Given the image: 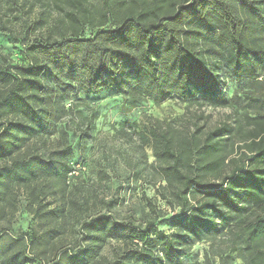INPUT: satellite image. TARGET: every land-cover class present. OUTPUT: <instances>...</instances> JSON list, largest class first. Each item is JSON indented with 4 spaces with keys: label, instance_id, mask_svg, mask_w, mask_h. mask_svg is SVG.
Returning a JSON list of instances; mask_svg holds the SVG:
<instances>
[{
    "label": "trees",
    "instance_id": "1",
    "mask_svg": "<svg viewBox=\"0 0 264 264\" xmlns=\"http://www.w3.org/2000/svg\"><path fill=\"white\" fill-rule=\"evenodd\" d=\"M63 1L70 9L24 45L26 65L11 68L0 54V184L25 191L38 221L0 250V264L35 261L27 246L44 242L53 245V264H187L196 244L214 248L219 240L244 264H264V116L249 121L237 146L215 131L199 145L174 143L168 131L152 128L162 199L179 213L173 230L158 227L166 213L149 199V220L98 213L67 245L57 239L76 201L70 197L69 206L70 149L42 152L33 142L36 124L45 123L46 139L58 133L56 124L70 112L65 100L80 92L116 88L135 102L177 96L226 103L219 62L238 82L264 75V0H107L94 9L87 0ZM86 29L89 37L82 36ZM210 258L207 251L204 262L192 264H214Z\"/></svg>",
    "mask_w": 264,
    "mask_h": 264
},
{
    "label": "rangeland",
    "instance_id": "2",
    "mask_svg": "<svg viewBox=\"0 0 264 264\" xmlns=\"http://www.w3.org/2000/svg\"><path fill=\"white\" fill-rule=\"evenodd\" d=\"M105 3L107 0H87L88 7L93 9ZM69 6L63 0H0V54L7 56V66L26 65L22 54L26 42L39 38L47 27H54L57 15L70 9ZM41 19H44L42 23ZM112 26L109 22L105 27ZM90 35L89 29L82 34ZM218 67L225 82L226 103L215 105L177 96L160 104L151 100L135 102L112 88L98 95L80 92L65 100L70 112L56 124L58 133L50 139L45 137V123L36 124L34 146L42 152L59 146L68 153L69 148V160L75 170L68 179L69 198L76 200L74 218L70 216L58 241L67 245L81 238V222L98 213L118 220H149V199L159 212L166 213L157 221L158 227L167 233L173 230L171 220L179 213L162 199L161 163L149 139L152 128L168 131L174 143L197 140L200 145L209 132L215 131L225 143L231 141L237 146L251 130L249 121L264 116L263 72L255 81L238 82L230 77L224 62H219ZM50 127L54 128V123ZM39 137H45L46 143ZM4 164L0 160V169ZM69 202L72 207L71 198ZM27 204L25 191L0 184V250L15 246L14 241L24 238L32 223L38 226ZM226 242L219 240L214 248L211 242L198 243L185 256V262H204L209 251L214 264H244L237 253L228 252ZM52 246L49 242L28 245L26 255L36 258L28 264H53ZM36 255L44 261L40 263Z\"/></svg>",
    "mask_w": 264,
    "mask_h": 264
}]
</instances>
